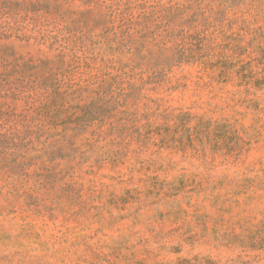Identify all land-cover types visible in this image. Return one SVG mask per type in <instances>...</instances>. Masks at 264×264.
<instances>
[{
  "label": "rangeland",
  "instance_id": "1",
  "mask_svg": "<svg viewBox=\"0 0 264 264\" xmlns=\"http://www.w3.org/2000/svg\"><path fill=\"white\" fill-rule=\"evenodd\" d=\"M0 264H264V0H0Z\"/></svg>",
  "mask_w": 264,
  "mask_h": 264
}]
</instances>
